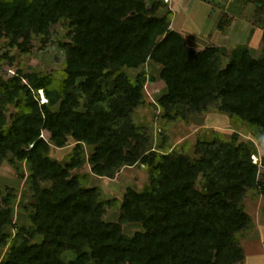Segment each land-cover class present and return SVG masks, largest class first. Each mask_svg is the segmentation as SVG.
<instances>
[{
  "label": "trees",
  "instance_id": "obj_1",
  "mask_svg": "<svg viewBox=\"0 0 264 264\" xmlns=\"http://www.w3.org/2000/svg\"><path fill=\"white\" fill-rule=\"evenodd\" d=\"M250 2L260 8L264 27V0ZM160 6L147 0H0L6 46L26 51L36 37L47 43L53 26L66 31L63 77L21 69L0 77V166L8 159L34 199L31 209L24 207L28 223L21 224L14 218V188L5 195L0 190V264L245 261L239 235L254 224L245 201L264 195V174L252 158L256 142L216 131L197 139L195 156L154 147L148 126L135 118L147 104L148 77L126 68L149 60L162 66L166 91L155 101L162 118L188 121L215 109L264 138V53L255 57L244 43L230 52L213 43L196 51L172 29L171 11L157 15ZM40 90L47 98L42 104ZM9 105L16 108L10 115ZM70 138L69 160L54 158L52 146L64 147ZM86 145L94 147L90 155ZM85 163L109 178L143 165L150 181L142 191L128 187L121 200L103 199L99 187L83 183L88 173H72ZM112 206L119 208L117 221L105 218ZM126 223L143 229L128 235Z\"/></svg>",
  "mask_w": 264,
  "mask_h": 264
},
{
  "label": "rangeland",
  "instance_id": "obj_2",
  "mask_svg": "<svg viewBox=\"0 0 264 264\" xmlns=\"http://www.w3.org/2000/svg\"><path fill=\"white\" fill-rule=\"evenodd\" d=\"M147 0L149 5L160 2L157 11L158 16L172 12V29L179 31L186 39L189 46L196 51L202 50L208 44H216L228 52L239 44H247L253 55L259 57L264 53V27L261 26L260 8L249 3V0ZM66 31L59 26H53L50 38L43 43L40 37L33 39L27 45L26 51L19 47L6 46L5 39L0 40V77H11L19 69L23 71H39L61 78L65 71V56L61 46ZM7 55V56H6ZM162 66L153 60L147 61L137 69L126 68L133 76L140 72L146 73L148 81L145 87L147 104L137 109L135 118L138 123L148 126L152 134V145L156 148L164 145L165 149L183 150L191 156H195V145L199 137H212L213 133L221 132L230 138L234 132H238L239 141L253 139L257 144L258 154L252 158L261 167L264 174V138L260 137L255 129L245 123L238 124L228 114L210 109L201 114H193L188 121H171L161 117L160 109L155 105L157 97L166 91V83L160 77ZM39 101L42 104L47 98L42 90L39 91ZM16 112L14 105H9L8 115ZM48 139L49 133L43 131ZM75 142L70 138L64 147L52 146L51 155L62 162L69 160ZM93 146L86 145L87 155L93 152ZM22 172L27 175L28 167L25 162H19ZM19 171L6 159L0 166V190L8 193L9 187L14 188L17 195L15 206V221L21 224L28 223V212L33 202L32 193L28 187L26 178L19 175ZM73 174H87L82 181L88 186H97L102 190L103 199L121 200L128 187L142 191L150 181V172L143 165L126 166L114 177H101L91 172L89 163L72 171ZM246 209L251 213L254 224L251 229L240 233L239 237L246 251V260L240 264H264V244L260 237L264 236V195L248 196ZM119 217L118 206L109 207L105 216L106 220L117 221ZM257 225H260L257 228ZM124 232L133 235L143 229L141 223H126ZM40 238H38L39 240ZM251 246V247H249ZM251 248L253 250L251 251ZM73 255L67 253L65 258Z\"/></svg>",
  "mask_w": 264,
  "mask_h": 264
},
{
  "label": "crops",
  "instance_id": "obj_3",
  "mask_svg": "<svg viewBox=\"0 0 264 264\" xmlns=\"http://www.w3.org/2000/svg\"><path fill=\"white\" fill-rule=\"evenodd\" d=\"M169 2H171V0L169 1ZM259 226L260 225H257V228H259ZM263 228H262V231H263V233H264V226H262ZM260 241H262L263 242V244H264V236H261L260 237ZM249 247H251V246H249ZM253 250V248H251V251ZM246 252V251H245ZM247 258V257H246ZM246 260V259H245Z\"/></svg>",
  "mask_w": 264,
  "mask_h": 264
}]
</instances>
